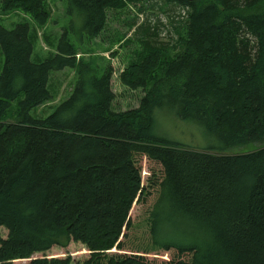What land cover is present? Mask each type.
Masks as SVG:
<instances>
[{
  "label": "trees",
  "instance_id": "1",
  "mask_svg": "<svg viewBox=\"0 0 264 264\" xmlns=\"http://www.w3.org/2000/svg\"><path fill=\"white\" fill-rule=\"evenodd\" d=\"M61 1L79 19L87 44L104 29L107 10L159 6L157 0ZM162 2L188 9L172 19L185 17L178 40L158 42L157 28L145 23L133 30L140 47L118 78L144 93L124 110L113 107L116 70L89 47L77 56L71 25L37 62L29 24L0 25V226L7 230L0 264H71L70 256H35L70 242L89 251L75 264H264V0ZM14 11L28 15L35 31L47 24L51 7L48 0H0L1 13ZM65 67L76 74L70 95L34 118L30 112L53 98L50 72ZM159 109L195 123L218 144L192 150L168 141L155 131ZM252 144L260 147L226 153ZM142 156L158 167L148 185ZM151 194L156 199L138 228L149 240L142 249L131 235L137 226L130 209ZM126 245L170 257L149 261L120 252Z\"/></svg>",
  "mask_w": 264,
  "mask_h": 264
},
{
  "label": "rangeland",
  "instance_id": "2",
  "mask_svg": "<svg viewBox=\"0 0 264 264\" xmlns=\"http://www.w3.org/2000/svg\"><path fill=\"white\" fill-rule=\"evenodd\" d=\"M157 2L159 6L155 8H151L148 6L149 4H146L145 8L142 7L140 10H137L139 5L134 4L135 6L129 5L126 6L125 9L119 11L107 10V23L104 29L97 37L90 40L88 44L84 40H81L80 35L83 33V30L79 19L74 17L73 19L71 18L70 13L65 9L64 2L61 0H48L49 6L51 7L50 19L45 26L36 27L35 31L33 30V27H35L34 22L28 15L20 11L8 13L0 12V25L6 28H12L16 23L23 21L29 24L33 43V52L31 56L33 62L43 60L50 55V52L55 51L54 47L56 40L59 39L65 27L71 25L72 29H69L68 34L69 37L72 38V41L75 42L76 47L79 48L77 56L83 54L81 48L85 49V47H89L92 49L91 55L97 54L102 59L101 62L104 65L106 63H108V65L111 64L114 70H116L112 83V87L116 94L113 107L116 110H124L137 106L144 93L142 88L128 89L124 87L118 78L120 70L127 65L130 56L140 47L137 38L133 34V30L145 23L152 28H157L158 34H154V36L158 42L174 44L178 40L176 29L177 27H181V23L185 17L173 24L172 19L176 20L180 13L184 15L188 10L185 7L184 9H180L176 5H169V3L162 2V0H157ZM69 21H71L70 24ZM131 24H133V27L129 28ZM129 35L132 36L133 41L127 44L124 38ZM3 62L4 58L0 53V71ZM75 79V71L69 67H65L63 70L51 71L49 89L53 98L47 104L35 110L33 109L30 114L33 115L34 118L45 117L50 114L70 95L74 87ZM17 107V102L13 101L10 107L13 110L11 112L13 118H15L14 115ZM155 122V131L157 134L166 138L168 141L180 142L189 149L202 150L208 145L218 144L216 140L208 136L200 126H197L191 121L180 120L168 110H156ZM257 147H260V144L232 148L227 150L228 152L226 153H243L256 149ZM138 164L141 169V174H143L142 183L143 185H148L146 178L152 175V170L158 171V167L152 163L149 164L146 162L143 156L139 158ZM156 197H158L157 193ZM156 197L154 198V195L151 194L145 204L134 202L130 209L132 223L137 226L135 233L132 232L131 235L135 236L137 241L142 242L139 246V248L143 246L142 249L147 246L146 243L149 240L146 238V235L138 231V228H143L144 219ZM0 235L2 237H6L7 235V230L3 226H0ZM123 248L124 249L120 252L126 254H143L149 261H159L166 257H170V252L164 250L140 252L141 250L138 248L140 250L138 252L134 251V249L130 250L131 245H126ZM86 251L87 249L80 242H70L65 248L53 246L44 253H36L35 256L41 257L45 255L47 257L56 256L61 258L70 256L71 264H75L76 262H83L89 258V251ZM13 264H29V260L14 261Z\"/></svg>",
  "mask_w": 264,
  "mask_h": 264
},
{
  "label": "bare ground",
  "instance_id": "3",
  "mask_svg": "<svg viewBox=\"0 0 264 264\" xmlns=\"http://www.w3.org/2000/svg\"><path fill=\"white\" fill-rule=\"evenodd\" d=\"M185 1H193V0H185Z\"/></svg>",
  "mask_w": 264,
  "mask_h": 264
}]
</instances>
